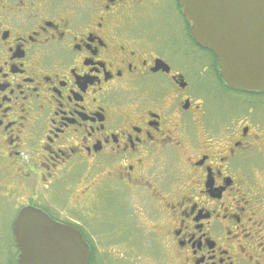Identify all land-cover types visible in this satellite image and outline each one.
Wrapping results in <instances>:
<instances>
[{
	"label": "flooded vegetation",
	"instance_id": "1",
	"mask_svg": "<svg viewBox=\"0 0 264 264\" xmlns=\"http://www.w3.org/2000/svg\"><path fill=\"white\" fill-rule=\"evenodd\" d=\"M161 2L0 0V198L12 235L35 206L80 229L98 264L88 219L107 192L125 224L141 229L137 215L162 235L159 264H264V93L228 85L184 17L157 19ZM218 98L233 110L217 114ZM143 250L110 260L142 264Z\"/></svg>",
	"mask_w": 264,
	"mask_h": 264
},
{
	"label": "water",
	"instance_id": "2",
	"mask_svg": "<svg viewBox=\"0 0 264 264\" xmlns=\"http://www.w3.org/2000/svg\"><path fill=\"white\" fill-rule=\"evenodd\" d=\"M196 42L212 50L232 87L264 92V0H179ZM17 264H90L77 227L26 206L13 222Z\"/></svg>",
	"mask_w": 264,
	"mask_h": 264
},
{
	"label": "rangeland",
	"instance_id": "3",
	"mask_svg": "<svg viewBox=\"0 0 264 264\" xmlns=\"http://www.w3.org/2000/svg\"><path fill=\"white\" fill-rule=\"evenodd\" d=\"M156 14L157 19L167 25H170V22H167L168 17H173L177 22H184L179 10L176 7V0H162L161 5L158 4ZM152 19H154V16L147 18L146 21L151 23L153 21ZM252 99L253 97L251 95H238V100L243 104ZM259 100L262 103L264 101V96L260 97ZM215 107L217 114H225L227 111L233 110V108H231L228 102L223 98H218L215 101ZM59 189L60 187H56V192L58 194L60 193ZM57 193L53 194L51 192L50 195L53 198H58ZM103 194L105 197L102 196L98 202L97 210L100 212V215L92 218L89 217L88 219V222L91 224L90 227L94 229V231H92L94 232V236L97 240L95 244L96 249L98 252H102L100 258L98 259V264H130L125 260H110V257L113 258V256H121L126 248L132 250L136 254H139L140 247L144 249L141 251L142 264H159V260L157 258L162 255L161 241L159 240V237L162 235L160 233L151 234V226L148 219L143 217L138 219L137 215H134V218L136 221L142 222L143 225L140 224L141 229L136 227L133 218H131V220L125 224L124 218L129 215L127 208H117L119 198L109 199L106 197L107 192ZM46 198H48V202L51 204V206L56 207L57 209L61 208L58 205V202H54L50 196L48 197L47 195L45 196V199ZM135 202L136 199H131L132 206ZM2 206H4V202L0 198V264H16L15 256L17 254V248L15 246L11 230V223L15 214L12 212H7V210ZM117 227H126L128 229H120L119 231L124 230V232L114 235V229ZM108 232H113V237L121 241L127 240L129 233L135 234L132 239L134 241L133 246H129L128 243L126 245L116 243L114 240H111V235ZM84 233L86 238L90 240V235L86 231H84Z\"/></svg>",
	"mask_w": 264,
	"mask_h": 264
}]
</instances>
